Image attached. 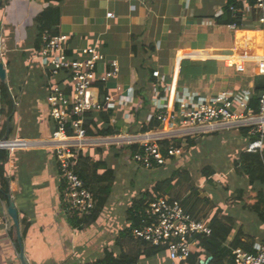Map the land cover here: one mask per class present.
Listing matches in <instances>:
<instances>
[{"label": "crops", "instance_id": "obj_1", "mask_svg": "<svg viewBox=\"0 0 264 264\" xmlns=\"http://www.w3.org/2000/svg\"><path fill=\"white\" fill-rule=\"evenodd\" d=\"M253 2L254 0L53 1L57 10L50 14L49 23L56 34L66 36V53L70 57L83 59L82 48H95L104 56V61L97 65V72L108 70L109 63L113 60L119 64V74L106 83H98L95 88L98 95L103 91L113 95V102L102 111L84 115V120L93 121L96 129H112L115 134L92 136L99 139L98 143L81 151H85L93 160H106L114 172L119 170L124 174L128 167L134 169L133 165L123 161L121 149L126 148L104 145L110 143L109 139L114 136L142 133L141 124H147L155 118L159 108L168 99L171 101L174 93H216L242 89L254 92L264 77L259 74L257 64L258 55L264 53V22L260 21L261 13L254 8ZM0 3V61L6 72L5 84L15 95L16 105L15 112L8 116L6 105L0 96V138H23L35 142L30 148L8 152L5 165L9 177L8 197L17 209L18 226L13 224L10 217L4 216L0 199V264H23L20 246L16 247L10 235L11 230L16 233L17 242L18 236L21 238L26 264L92 263L97 259L85 260L89 256L87 251L90 246H97L95 237L89 238L93 234L94 225L83 229L80 226L74 227L71 219L74 217L65 214L61 202L62 180L59 177L55 151L47 146L55 128L46 107L48 84L52 79L35 55L36 47H40V44L36 46L38 18L49 3L45 0H0ZM107 13H113V17H107ZM7 61H10V66H7ZM154 71L159 72L158 78L153 77ZM64 79V76H59L55 81L62 83ZM138 92L146 97L145 103L139 104ZM88 127L95 130L91 124ZM154 129L156 128L151 131ZM237 130L240 138L244 139L236 159L247 151L252 139ZM207 138L189 137L187 140H193V147L199 142L195 149L197 151L202 149L205 143L203 141ZM178 145H182L181 139ZM261 152H264V140ZM178 158H169L165 165L153 169L154 178L149 186L137 194L133 191L131 196L126 197L122 214L125 221L129 222L131 201L151 188L157 180L167 177L173 168L180 167L178 163L182 158ZM234 162L224 167L225 171H220L227 175L224 179L215 176L217 172L213 167L202 168L205 172H211V177L216 182L215 186L211 185L206 174L201 172L204 181L212 186L211 192L208 186L193 181L195 177L190 170L183 171L190 173V184L198 188L201 196H208L215 202L218 201L215 194L217 187L223 188V195L226 196L221 200H225L226 211L218 203L216 210H211L207 219L210 221V217L217 214L216 216H228L234 221L225 242L226 247L230 248V243L239 233L242 235L240 239L243 245L235 248L255 251L257 245L264 240V223L239 198L240 192L251 190V186L247 180H240L234 172ZM239 184L243 187H239ZM113 186L114 184L107 205L112 204L109 201L112 199ZM120 187H124L123 182ZM200 187H203V192ZM8 205L5 203L6 211ZM96 222L105 232H110L106 228V220L98 218ZM98 229L103 231L102 228ZM118 237L112 247L116 246L115 250ZM203 254L210 256L206 252ZM154 258L144 263L139 261V264H172L166 250L159 252Z\"/></svg>", "mask_w": 264, "mask_h": 264}, {"label": "built area", "instance_id": "obj_2", "mask_svg": "<svg viewBox=\"0 0 264 264\" xmlns=\"http://www.w3.org/2000/svg\"><path fill=\"white\" fill-rule=\"evenodd\" d=\"M253 6L261 13L260 21L263 23L264 0H254ZM107 17H113V13H107ZM40 39L35 58L52 78L65 77L62 83L50 80L48 84V117L54 121L55 128L47 146L55 151L62 180L61 202L64 212L69 217L80 219L91 214L96 199L84 185L75 167L80 151L99 140L87 134L84 115L102 111L113 102V95H98L95 88L98 83H106L116 77L119 64L113 60L108 70L99 73L97 65L104 61V56L95 48H82L83 59H76L66 53V36L44 30ZM257 64L259 74L264 76V53L258 55ZM152 75L156 78L160 76L158 71ZM252 95L249 89L174 93L172 100L168 99L155 114L160 123L158 128L114 136L109 141L138 144L139 149L128 156L130 163L127 162L140 170H153L165 165L169 158L180 157L184 150L183 145L177 144V139H181L183 144L185 138L209 135L222 129L246 128L247 135L252 138L247 151L261 152L264 140V88L257 96L256 110L250 104ZM177 121H180V125ZM162 141H166L163 147L165 154L162 152ZM34 145V141L23 138H0V149L8 152ZM2 211L9 217L3 206ZM134 213L139 218V224L132 228V236L149 246L162 247L172 264H185L191 246L195 245L196 236H209L212 232L209 219L193 217L185 211L179 200L171 199L168 195H160L145 202ZM202 260L205 259H200L199 263ZM230 264H264V240L255 251L232 249Z\"/></svg>", "mask_w": 264, "mask_h": 264}, {"label": "trees", "instance_id": "obj_3", "mask_svg": "<svg viewBox=\"0 0 264 264\" xmlns=\"http://www.w3.org/2000/svg\"><path fill=\"white\" fill-rule=\"evenodd\" d=\"M45 1H47L49 5L38 18L39 21L37 22L38 35L36 46L40 44L41 33L44 30H48L51 34L56 35V31L52 29L49 23L51 21L49 18L50 14L55 13L57 10L55 4H52L53 1L58 2L60 0ZM237 18H239V16H237ZM36 49L38 51L39 46L38 48L36 47ZM7 66H10V61H7ZM51 79V81L54 83H58L55 81L56 78L51 77ZM58 81L60 80L58 79ZM263 88L264 80L255 88L253 92L250 104L254 110L257 109V96ZM105 94L106 91H103L101 96ZM0 96L1 100L6 105V114L10 116L11 113L15 112V95L9 90L8 85L2 82L0 83ZM138 98L139 104L146 102V97L141 92H138ZM89 121L90 120H84V125L87 128V134L89 136L115 134L112 129L98 130L94 127L96 124L93 121ZM89 124H91L95 130H93L91 127H88ZM159 126L160 123L156 120V118H153L149 123L141 124L140 130L142 132H148L151 129L157 128ZM239 130L247 135L246 128H240ZM176 142L179 144L180 139H177ZM160 143L162 146V152L165 154L166 151L163 149V147L165 146L166 141H162ZM187 143L194 145L193 140L191 139H188ZM110 148L112 147L110 146ZM123 148H126L129 151V155H132L139 149V145H124ZM101 150L102 149H99V151ZM7 159L8 150L0 149V199L6 203V205L10 202L8 197L9 177L7 176L5 168ZM233 170L237 176L247 180L251 186V190L241 191L239 198L243 201L244 205L247 208L253 210L257 214L258 218L264 223V152H260L258 150L249 152L245 150L235 160ZM75 171L83 180L86 188L96 199L95 208L91 214L80 219L71 218L73 219L72 225H74V227L80 226L83 229L97 221L100 213H102V211L105 209L108 198L111 194L112 185L115 181V172L108 166L106 160H93L85 151H81L79 153V160L75 167ZM202 172L203 175L206 174L208 183L215 186L216 182L211 177V172H205L204 170H202ZM190 183V173L187 170L182 171L180 167H175L167 177L157 180L151 188L141 192L138 197L131 201V207L129 209V222L132 225V228L139 224V218L135 216L134 210L139 209L145 202L153 200L160 195H168L171 199L179 200L185 211L190 213L193 217H203L207 219V217L210 216L209 212L211 210L215 211L218 207V204L208 196H201L198 188L194 185H191ZM185 185H187V187L183 189ZM204 209H207L208 212ZM216 215H212L210 217V226L212 229L211 234L209 236H196L195 245L191 246L190 255L188 256L185 264H200V259L207 258V256H204L203 252H206L211 256L209 264H230L231 248L243 245L240 239L242 235L237 233L230 243V248L226 247L225 242L232 231L234 221L228 216ZM12 227L15 228L14 226ZM10 233L16 247H18L16 233L12 230ZM122 235L119 234L120 237H118L116 241V252L106 248L103 257L88 264H139V261L142 257L156 255L164 250L162 247L149 246L147 243L135 239L132 236L131 230L130 232L124 230ZM126 238L135 240L137 242L135 246L136 248L134 250H129L128 252L123 250L122 241Z\"/></svg>", "mask_w": 264, "mask_h": 264}, {"label": "rangeland", "instance_id": "obj_4", "mask_svg": "<svg viewBox=\"0 0 264 264\" xmlns=\"http://www.w3.org/2000/svg\"><path fill=\"white\" fill-rule=\"evenodd\" d=\"M58 35V34H56ZM262 77V76H261ZM264 80V77L261 78ZM46 107L49 110V106L47 105L46 102ZM178 124L180 125V121H177ZM202 136V135H201ZM197 136L196 139L198 137ZM207 139H205L203 142L204 145L202 146V149L195 150L196 147L199 145V142L195 143V146H189L187 144V138L184 139L183 141V154L179 157L182 158L180 160V167L183 169L190 170L194 177L193 178L194 182H200L202 186H208L209 190L212 188L210 184L205 182L204 177H202V168L204 166H211L215 171L217 172L215 176H217L218 179H224L227 177V175H224L225 172H220L221 170L225 169L224 167H228L230 163H233L234 160L236 159L237 152L240 149L241 142L243 141L244 137L240 138V134L238 133L237 129H222L219 131H216L212 134L208 135H203ZM202 136V137H203ZM204 139V138H203ZM202 139V140H203ZM210 140V141H208ZM202 142V141H201ZM113 145L118 148H123L122 145L124 146L125 143H119V142H110L107 145ZM127 145V144H126ZM20 150V149H18ZM123 152V161L125 163H128V156H129V151L126 149H121ZM193 152V153H191ZM191 153V154H190ZM184 155V156H183ZM127 156V157H126ZM178 158V159H179ZM126 160L128 162H126ZM176 161V159H174ZM130 163V162H129ZM176 164V162H175ZM177 165V164H176ZM131 170V171H130ZM125 173L122 174L119 170H115L116 172V182L113 183V194H112V199L109 201L112 202L111 205H107L102 213L99 215V219L105 221L106 220V225L107 229L110 232H105L103 227L101 225H97V222L95 221L92 223L94 226H92V233L89 235L90 239H93L95 237V241L97 243L96 245L90 246V249L87 251V254L89 255L85 261H92L94 259H98L103 257L105 249H111L115 250L114 247V240L118 235H122V232L124 230L129 231L132 230V225L124 220V217L122 214H124V208L126 204V197L129 195L131 196V193L137 194L141 189H145L146 187L149 186L150 181L154 178V172L152 170H140V169H132L131 166L128 167V169L124 170ZM225 171V170H223ZM199 178L201 181H199ZM240 180H244L243 178H240ZM121 182L124 183V187H120ZM242 182V181H241ZM243 183V182H242ZM217 184H221L220 182ZM224 186V185H222ZM127 187V188H126ZM187 185L183 187L185 189ZM239 187H243L241 184H239ZM122 188V189H121ZM200 191H204L203 187H200ZM201 192V193H202ZM211 192V190H210ZM226 192V191H225ZM237 194L238 191H235ZM215 194L218 196L217 198V204L220 203V208L223 209V211H226L225 207V200H221V198L224 194V190L222 187L218 186L217 190L215 191ZM227 194H229L227 190ZM235 195V194H234ZM215 195H213V198ZM215 199V198H214ZM2 206L5 208V203L1 201V208ZM227 206V205H226ZM206 208V207H205ZM207 211V209H204ZM208 212V211H207ZM244 213V212H243ZM210 214V213H209ZM245 214V213H244ZM8 215V214H7ZM5 216V214H4ZM9 220V218H8ZM89 228V227H88ZM98 228H102L103 231H100ZM91 229V227H90ZM123 236V235H122ZM137 242L132 239H124L123 240V250L125 252H128L129 250H134L136 247ZM113 245V246H112ZM97 247V248H96ZM99 247V248H98ZM105 249L103 250L102 248ZM116 252V251H115ZM155 255L149 256V257H142L141 258V263L146 262L147 260H153Z\"/></svg>", "mask_w": 264, "mask_h": 264}, {"label": "water", "instance_id": "obj_5", "mask_svg": "<svg viewBox=\"0 0 264 264\" xmlns=\"http://www.w3.org/2000/svg\"><path fill=\"white\" fill-rule=\"evenodd\" d=\"M0 80L2 83H6V72H5V68L3 63L0 61ZM6 137L4 136L3 139H5ZM7 213L9 215V217L11 218V220L13 221V224L15 226H18V212L17 209L14 206L13 202H9V205L7 207ZM18 245L20 246V258L23 262V264H26V262L23 259V250H22V244H21V238L20 236H18ZM211 259V256L207 257L205 260H202L200 263L201 264H209V261Z\"/></svg>", "mask_w": 264, "mask_h": 264}, {"label": "bare ground", "instance_id": "obj_6", "mask_svg": "<svg viewBox=\"0 0 264 264\" xmlns=\"http://www.w3.org/2000/svg\"><path fill=\"white\" fill-rule=\"evenodd\" d=\"M102 140H103V139H102ZM102 140H101V141H102Z\"/></svg>", "mask_w": 264, "mask_h": 264}]
</instances>
